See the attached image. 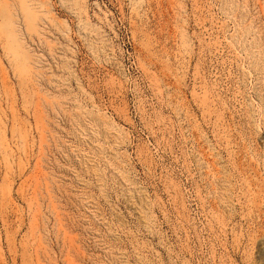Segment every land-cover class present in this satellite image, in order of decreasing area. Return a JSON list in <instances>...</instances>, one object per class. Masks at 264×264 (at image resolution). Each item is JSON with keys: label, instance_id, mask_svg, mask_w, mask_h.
<instances>
[{"label": "rangeland", "instance_id": "374dc122", "mask_svg": "<svg viewBox=\"0 0 264 264\" xmlns=\"http://www.w3.org/2000/svg\"><path fill=\"white\" fill-rule=\"evenodd\" d=\"M0 264H264V0H0Z\"/></svg>", "mask_w": 264, "mask_h": 264}, {"label": "bare ground", "instance_id": "6f19581e", "mask_svg": "<svg viewBox=\"0 0 264 264\" xmlns=\"http://www.w3.org/2000/svg\"><path fill=\"white\" fill-rule=\"evenodd\" d=\"M13 23H14V21H10L7 24L8 27L6 26V32L8 33V36H9V38L11 40L12 45L16 47L18 45V40H17V36H16V33H15V30L14 31L11 30V28L13 26ZM18 48H19V46H18Z\"/></svg>", "mask_w": 264, "mask_h": 264}]
</instances>
